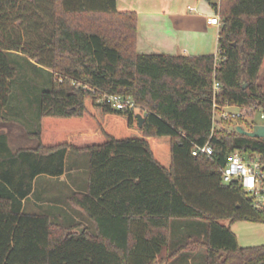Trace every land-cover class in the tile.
<instances>
[{
    "label": "trees",
    "instance_id": "obj_1",
    "mask_svg": "<svg viewBox=\"0 0 264 264\" xmlns=\"http://www.w3.org/2000/svg\"><path fill=\"white\" fill-rule=\"evenodd\" d=\"M219 14L216 59L138 52V13L117 0H0V121L38 142L13 150L0 133V264H189L198 243L205 264H264V244L241 246L221 222L264 223L243 187L222 180L231 152L264 160V137L213 131L215 76L232 105L264 112V0H221ZM13 58L47 76L40 95H17L28 101L17 116ZM104 94L137 108L116 109ZM206 142L212 156L192 154ZM68 150L89 156L87 190L65 201L81 220L29 210L36 179L63 174ZM187 219L205 221L202 238H174Z\"/></svg>",
    "mask_w": 264,
    "mask_h": 264
},
{
    "label": "crops",
    "instance_id": "obj_2",
    "mask_svg": "<svg viewBox=\"0 0 264 264\" xmlns=\"http://www.w3.org/2000/svg\"><path fill=\"white\" fill-rule=\"evenodd\" d=\"M121 11L138 13V44L140 53H164L199 56L219 53L221 26L210 25L208 19L216 13L214 5L207 0H117ZM0 133L8 136L13 150L34 148L38 142L28 135V130L15 121H0ZM85 153L67 151L65 171L60 176L43 174L34 183L35 193L40 179L39 199L30 195L31 210L58 207L59 197L73 192H85L89 180V156ZM87 154V153H86ZM57 204V205H55ZM60 205V204H59ZM60 212H61V207ZM59 210H55L59 212ZM74 217L81 220V216ZM241 246L264 244V223L241 220L229 223Z\"/></svg>",
    "mask_w": 264,
    "mask_h": 264
},
{
    "label": "built area",
    "instance_id": "obj_3",
    "mask_svg": "<svg viewBox=\"0 0 264 264\" xmlns=\"http://www.w3.org/2000/svg\"><path fill=\"white\" fill-rule=\"evenodd\" d=\"M216 6V13L208 19L210 25L221 26V17L219 14L221 0H207ZM219 55H216L218 59ZM217 64V63H216ZM222 84L214 77L213 82V131L216 128H221L220 123L228 121H239L235 125L237 129L242 125L248 130H252L256 123H251V127H245L241 124L240 120L249 115H253L257 107L237 106L232 105L228 100L224 99L221 95ZM100 101L108 103L116 109H136L137 104L131 96L117 95V94H104ZM231 108L239 110L232 111ZM261 111V119L264 120V112ZM264 124V123H261ZM193 155H207L214 154V148L210 142L202 145H195L192 149ZM222 180L224 183L237 181L247 194L251 197L255 208L264 211V160L261 155L242 153L239 151L231 152L226 159L225 165L222 169Z\"/></svg>",
    "mask_w": 264,
    "mask_h": 264
},
{
    "label": "rangeland",
    "instance_id": "obj_4",
    "mask_svg": "<svg viewBox=\"0 0 264 264\" xmlns=\"http://www.w3.org/2000/svg\"><path fill=\"white\" fill-rule=\"evenodd\" d=\"M13 64L16 65V67L18 68V76L15 80V88L14 91L12 93V106H11V111L12 114L17 116V114L19 112H23L24 111V103L28 104V101H25V97L23 100H20L19 97H17V95H33V97H35V95H40V92L43 89V84L45 79H47V76L44 72L38 71L30 62H28L25 59H12ZM260 82L264 87V68L261 70L260 72ZM20 105L22 106V108L20 109ZM28 113L32 112L33 114L36 111V107H31V105H28ZM232 111H237L239 109L237 108H231ZM29 115V114H28ZM30 116V115H29ZM28 119L25 118L24 121ZM237 122L239 121H228V122H224V123H220V125L222 127H225L228 130H233L235 128V125L237 124ZM247 122L251 123H256V124H261L263 123V120L261 119V111L260 110H256L253 115H249L246 118L243 119V124L245 127H247ZM22 125V124H21ZM78 153V152H76ZM82 155H88V154H82ZM40 179L37 182L38 188L36 191V195L32 196V198L34 201L39 199V193L41 192L40 189ZM31 199V198H30ZM60 200V203H57L55 205H57L58 207H61L64 211L63 213H65V211L75 215L73 212V210H71L67 205H66V196L63 197H59L58 198ZM60 204V205H59ZM31 206L28 203V209L31 210L32 208H30ZM47 207H54L53 205H47ZM42 209V207H41ZM40 209V210H41ZM39 208H37V210H31V211H40ZM54 212L57 214V212L54 210ZM227 219L222 220V223H226ZM204 220H199V221H195V220H191V219H187V220H183V221H176L174 224V228H173V235L175 239L178 240H183L188 237H195L197 239L202 238L203 236V231H204ZM192 247H197L198 250H196L194 253L190 254L191 257V261L189 262V264H205V248L199 243L198 244H193ZM193 260V261H192Z\"/></svg>",
    "mask_w": 264,
    "mask_h": 264
},
{
    "label": "water",
    "instance_id": "obj_5",
    "mask_svg": "<svg viewBox=\"0 0 264 264\" xmlns=\"http://www.w3.org/2000/svg\"><path fill=\"white\" fill-rule=\"evenodd\" d=\"M137 117L139 119V126H141L144 120V117L140 113L137 114ZM237 129L241 134H244L250 137H257V138L264 137V124H257L253 127L252 130H248L244 128L242 125H239Z\"/></svg>",
    "mask_w": 264,
    "mask_h": 264
}]
</instances>
